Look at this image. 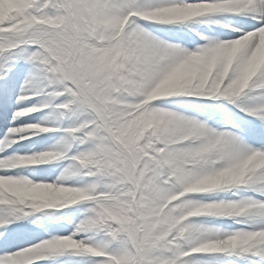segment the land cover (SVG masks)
Returning <instances> with one entry per match:
<instances>
[{
  "label": "snow or ice",
  "instance_id": "1",
  "mask_svg": "<svg viewBox=\"0 0 264 264\" xmlns=\"http://www.w3.org/2000/svg\"><path fill=\"white\" fill-rule=\"evenodd\" d=\"M0 264H264V0H0Z\"/></svg>",
  "mask_w": 264,
  "mask_h": 264
}]
</instances>
